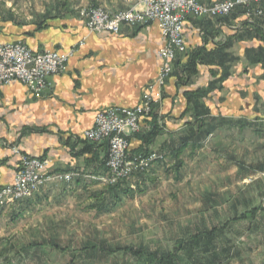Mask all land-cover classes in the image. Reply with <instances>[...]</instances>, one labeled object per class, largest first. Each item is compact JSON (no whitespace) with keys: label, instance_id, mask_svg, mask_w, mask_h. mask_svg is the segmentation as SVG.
I'll use <instances>...</instances> for the list:
<instances>
[{"label":"crops","instance_id":"0c3cea01","mask_svg":"<svg viewBox=\"0 0 264 264\" xmlns=\"http://www.w3.org/2000/svg\"><path fill=\"white\" fill-rule=\"evenodd\" d=\"M93 5L112 14L129 8L143 10L139 1L94 0ZM184 35L186 51L176 62L164 97L159 95L162 100L156 103L162 131L147 148L165 153L171 165L176 164L179 141L189 140V148L195 149L199 142L231 129V122L239 125L264 119V23H252L243 10H237L227 18H188ZM0 42H23L35 52L72 51L67 72L53 75L50 90L43 96L35 97L20 82L0 88V187L13 183L22 154L47 160V174L74 176L70 183L49 182L34 200L11 210L12 224L28 219L22 216L25 209L32 212L49 205L61 211L72 201L71 208L79 213L83 202L90 201L89 212L94 213L82 226L100 233V240L93 234L95 240L90 242L107 261L125 254L133 264H197L178 250L183 236L178 239V232L168 233V222L176 216L170 218L162 208L146 210L144 205L154 204L153 198H123L109 211H99L97 200L84 196L91 189L105 187L108 153L106 142L88 147L84 133L101 110L134 108L141 102L162 64L159 54L164 39L159 27L123 26L118 34L91 33L78 14L62 12L41 26L0 22ZM195 51H200L201 58L197 72L181 83L182 67ZM151 123L149 119L142 125L149 131ZM209 127L217 131L207 136ZM129 142L130 154L141 150L137 137L130 136ZM164 160L153 167L152 175L169 170L160 165ZM140 204L142 211L134 207L133 212H125L129 209L125 205L139 209ZM56 213L46 216L53 220ZM91 243L85 244L86 250ZM241 258L239 264H264L261 246Z\"/></svg>","mask_w":264,"mask_h":264},{"label":"rangeland","instance_id":"374dc122","mask_svg":"<svg viewBox=\"0 0 264 264\" xmlns=\"http://www.w3.org/2000/svg\"><path fill=\"white\" fill-rule=\"evenodd\" d=\"M129 1L142 3V0ZM222 1L208 2V4ZM199 2L202 3L201 1ZM93 4L94 0H0V22L14 25L41 26L51 17L65 12L71 15L78 14L91 32L92 11L101 9L108 12L103 7H95ZM142 5L144 10V4L142 3ZM259 7H264V0L260 4H252L251 7H238L235 11L243 10L251 22L256 19L264 21L263 17L255 13V10L257 11L256 8ZM135 11L141 10L135 9ZM108 13L111 15L116 14ZM188 18L214 19L224 17L189 16ZM151 24L157 25V23ZM183 36L185 41L184 29ZM1 44L8 43L0 42ZM23 44L26 45L25 43ZM26 46L30 48L28 45ZM32 51L33 53L46 52ZM184 52L178 51L176 53L172 71L166 78L165 83L161 87L155 86V90L152 91V102L154 101L152 112L148 117H140V129L128 136V142L130 141V136L147 132L142 122L152 119L151 116H153L157 108L156 103L162 100L159 95H162V98L164 97L169 80L175 73L176 62L180 54ZM67 53L70 56L72 55V51ZM70 56L67 62V70ZM158 77L159 72L144 94L150 91L151 85L156 84ZM13 82L19 81H12L2 86ZM33 95L36 97L35 94ZM142 101L143 99L134 108L124 109H135L140 106ZM261 115L263 117L264 113ZM230 128L219 135H215L211 140H205L204 143L199 142L195 149H191L188 146L180 157L176 156V164L173 163L172 165L170 164V159L163 152L148 151L146 153L139 151L135 154H130V142L127 150L130 158L135 156L145 157L153 154L159 157L151 163V167L147 172L144 174L138 173V178H134V176L130 180V186L135 190H142V193H136L135 197H149L155 200L154 204L152 202L149 206L144 205L147 211H156L154 209L162 208V212H165L170 218L176 216L174 222H168L171 225L168 228V233L173 234L175 232L176 234L178 232V239L183 236L180 242L182 245L178 250H184V255L193 258L197 264H239L242 261L241 256L243 253H252L259 246H261L264 254V119H257L239 125L231 122ZM84 139L88 141L85 137ZM183 144L184 142L179 141L178 148ZM148 147H145V149L147 150ZM24 157L29 156L22 154L17 174L21 169ZM34 159L48 163L44 158ZM160 159H165L160 165L164 164V168L167 167L169 170H161V175L156 173V175H152L153 167L159 163ZM107 161L108 153L106 167ZM179 161H181V165L176 168ZM107 172L104 176V186L109 185L108 181L106 182ZM46 175H50L51 179L54 176V179L45 182L43 186L52 181L70 183L74 179V176L70 173H46ZM65 175H70L71 179L67 181ZM59 176H63V178L60 179L58 178ZM142 178H145L143 182ZM8 186L0 187V189ZM100 188L101 186L91 189L84 196H91L92 192L101 190ZM37 194L16 204L0 205V264H133L130 263L132 258L125 254H119L114 261H107L102 254L92 248L93 242L91 243L90 241L95 240L92 235L94 234L100 240V233H95L94 229L86 231V226H82L84 222H90L87 218L90 217V213H94L89 212V208H91L90 201H87V203L83 202L79 213L77 212L78 209L71 208V204H74L72 201L69 206L61 211H57L53 206L49 205L36 208L32 212L30 211L31 213L23 209L25 212H23L22 216H27L28 219L19 220L16 224H12L14 218L11 216L13 212L11 210L15 207V210H17L21 202L34 200ZM162 199L163 202L158 204ZM125 207L129 208L125 212H133L134 207L137 208L135 211H142L140 210L142 209V204L139 205V209L134 205H125ZM53 212L57 213L56 216L54 214L55 219L52 220V217H47L46 215L48 213L53 214ZM251 212H255L254 216L250 214ZM245 215L249 216L244 218ZM69 225H71V229L66 230L67 227L70 228ZM214 229L216 231L209 238L207 235ZM86 243L92 244L89 245L91 247H88L87 250L85 249Z\"/></svg>","mask_w":264,"mask_h":264},{"label":"built area","instance_id":"2783aa9c","mask_svg":"<svg viewBox=\"0 0 264 264\" xmlns=\"http://www.w3.org/2000/svg\"><path fill=\"white\" fill-rule=\"evenodd\" d=\"M262 0H223L220 3L203 4L198 0H142L144 10L129 9L114 15L97 9L92 11L91 32H110L118 34L123 26L145 27L157 23L164 39L160 50L162 66L155 85L143 95V101L135 109L111 107L99 112L94 126L84 133L92 143L108 144L106 182L115 185L123 180H131L138 173L147 172L156 155L129 157L128 136L139 131V119L148 117L152 112L155 86L161 87L172 71L176 53L185 51L183 36L184 22L187 17H225L238 7L260 4ZM255 13L264 18V7L256 8ZM70 54L56 51L33 53L21 42L0 45V86L12 81L25 84L36 96H43L49 88V78L67 70ZM161 157V156H160ZM162 158V157H161ZM161 160V159H160ZM47 163L34 158L24 157L21 169L13 185L0 189V205L16 204L32 198L45 182L51 179L46 175ZM58 178L62 179L63 176ZM70 175H65L69 181Z\"/></svg>","mask_w":264,"mask_h":264},{"label":"trees","instance_id":"16d2710c","mask_svg":"<svg viewBox=\"0 0 264 264\" xmlns=\"http://www.w3.org/2000/svg\"><path fill=\"white\" fill-rule=\"evenodd\" d=\"M227 17L228 16H226L224 18H227ZM257 22H260V24L264 23V21H262L261 19L252 20V23H257ZM11 43H17V42H11ZM199 61H201L200 51H195V52H192L189 54L187 64H185L182 67V71H183L182 77L183 78H181V77L179 78V81L181 83H187L190 80V78L197 72L196 66H197V63ZM151 117H152V123L150 126V130L144 134H139V135L133 136V137H137L142 142V146H141V150H140L141 152L148 153V150H146L145 147H148L153 142L155 137L158 136L160 134V132L162 131V128L159 126V124H158L159 122L157 121V119L159 117L158 114L154 113L153 116H151ZM199 127L203 128V125H200ZM205 131H206L205 132L206 135L210 136L211 134H213L217 131V128L216 127H209ZM129 140H130V138H129ZM85 144H87L88 147H90V146L94 145L95 143L85 141ZM188 146H189V140H186L184 142V144L181 145L180 148H178L176 156L180 157V155L183 154V152L185 151V149ZM180 165H181V161H179V164L176 168L180 167ZM136 177L138 178L137 175L134 178H136ZM142 179H143L142 180V182H143L145 180V178H142ZM130 185H131L130 180L129 181L123 180V181H121L115 185L105 186L102 190H99V191L92 193L91 197L97 200V202H98L97 208L99 207L98 208L99 211H109L111 208L115 207L118 203H120L123 198H125V197H131L132 198V197L136 196V193H142L141 189L135 190ZM26 202H29V201H26ZM26 202H21L20 205H18V206L21 207V206L25 205ZM92 208H94V207L92 206ZM250 214L252 216H254L255 212H251ZM248 216L249 215H245L244 218H246ZM215 231H216V229H214L207 236L210 238L214 234ZM167 257H168V259H171L173 257V255L169 254Z\"/></svg>","mask_w":264,"mask_h":264},{"label":"bare ground","instance_id":"6f19581e","mask_svg":"<svg viewBox=\"0 0 264 264\" xmlns=\"http://www.w3.org/2000/svg\"><path fill=\"white\" fill-rule=\"evenodd\" d=\"M71 179V178H70Z\"/></svg>","mask_w":264,"mask_h":264}]
</instances>
